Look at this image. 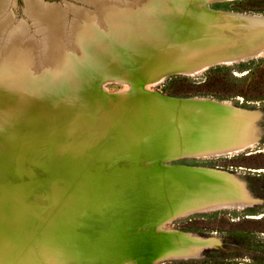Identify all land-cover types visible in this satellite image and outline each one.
<instances>
[{
  "label": "bare ground",
  "instance_id": "1",
  "mask_svg": "<svg viewBox=\"0 0 264 264\" xmlns=\"http://www.w3.org/2000/svg\"><path fill=\"white\" fill-rule=\"evenodd\" d=\"M7 1L0 0V37L8 39L6 46L0 43V83L9 85H12L10 83H23L26 88L21 93L25 94L27 99L25 104H21L15 94L11 93L14 89L19 90L15 87L7 85L8 89H12L11 92L9 91L10 93L0 89V142L2 143L0 147L6 148L5 154L0 156V238L7 237L8 239V235L12 231L10 236L14 237L17 233L16 229L21 225V215H29V211L21 209L20 194L11 186L18 177L17 169L15 168L13 171L12 169L13 165L18 164L17 159L21 158L19 148L50 143L51 139L55 138L49 137L50 129L57 131L59 137L75 138L85 152L95 151L96 148L101 147L98 140L104 139L105 135L100 130L89 131L91 120L80 116L79 108L74 103H67L62 111L53 110L44 101V97L50 95H56L60 100H66L68 95L65 90L66 84L68 81L70 83L77 82L69 74L65 78L63 77V83L60 84L58 90L53 89L58 82L55 79L59 73L64 75L67 69L74 72L82 65L81 60L74 57L75 51H70V45L72 44L78 52L85 41L84 36L90 35V39L93 40L95 28L99 30L105 25L112 28L115 24L114 20H119L122 17L127 18L128 21L132 20L137 25L149 24L158 18L161 22L152 24L150 28L152 31H156L160 35L165 32L163 30H175L176 38L185 37L186 42L173 46L171 54H161L159 61L168 64H163L164 69L157 79L149 81L145 85L151 94H156L158 99V112L155 111L157 114L155 119L158 120H156V125L135 124L133 132L130 133L127 140L121 136H112L113 139L110 143L108 142L106 150L99 152V158L95 162L96 166L93 165L91 169L89 166L87 167L90 175L86 174L88 179H84H87V184L94 182L89 193H94L93 197L99 198L103 202L111 198L108 197L109 193L118 194L115 198L117 202L114 204V207L117 204V211L114 210V214L105 217L106 230L104 232L100 230V244L96 243L94 248L91 247L93 248L92 252L87 253L86 258L82 255L77 258L88 260L90 264H101L111 258L120 259L126 255L139 253L142 258L146 259L155 248L164 251L181 245L179 240L183 237L187 239V242L184 243L186 249L169 250V252L155 256L153 259L162 261L200 256L204 248L213 244L212 239L193 238L187 232H181L182 237L178 234H167L162 237L130 235L131 230L125 226L127 225L126 220L131 219L130 215L136 210L135 213H141L142 222L156 223L158 216L166 211L168 201L178 199L182 195L188 196L192 200L182 207L172 219L187 214L215 212L218 209H239L248 204L251 199L235 174L214 167L169 164L170 161H163L180 156L205 160L213 158L210 157L215 155L213 153L219 155L220 152L224 153L217 157H225L230 153H240L255 147L259 142L256 131L259 111L241 108L232 100L205 96L165 95L152 87L161 82L169 72L195 76L205 71L213 63H231L235 59V61H243L262 55L264 53V15L221 10L223 8L213 9L204 5L207 1L216 0H172L171 5H169L170 0H78L85 5L94 6L95 10L79 5L73 6L77 19H74L75 22L70 28L66 41L63 36L64 30L68 26L67 10L53 7L54 5L50 6L43 1L27 0L31 17L45 27L43 30L45 41L43 42L47 46L40 58L36 40L32 36L31 39L25 40L27 27L24 23L16 25L14 29L11 28L12 30L8 34L11 22L7 19ZM183 5H188L190 10L179 9L178 20L175 15L177 11L175 13L172 11V14L170 10L172 7L180 6L181 8ZM104 8L106 9L104 10ZM5 15L7 16L4 17ZM108 34H110L109 31ZM167 36L169 37V35ZM148 39L146 38V40ZM166 39L169 41L167 37ZM18 62L22 67L16 66ZM169 62L170 64L173 62L179 64L169 66ZM181 63L190 64L180 66ZM17 67L20 74H17V78H13ZM99 67L101 66L95 64L92 71ZM33 69L38 73L37 77L34 76ZM38 92L40 97H35ZM123 92H127V90ZM126 104L128 103L126 102ZM114 105L123 108L124 103L118 104L114 101ZM47 113L57 114V118H52L47 125L41 124V118ZM18 119L24 124L30 125L20 126L21 123L18 124ZM136 120L139 121V118ZM2 126H4L3 130H1ZM130 126L132 125L130 124ZM218 126L221 128L219 131H217ZM129 130L125 132L129 133ZM221 133L231 140L222 147L212 142L221 137ZM135 141H138V147L135 146ZM103 143L102 146L106 144ZM147 161H149V165H146ZM125 162L128 165L126 168L123 164ZM142 163L144 165H141ZM121 166L123 167L121 168ZM111 168H115L114 173L110 174L114 185L108 184ZM79 170V167L73 166L63 173L69 179L68 181L73 182L76 180ZM152 186L156 188L154 189ZM101 193L106 194L103 196ZM211 193L220 196L214 199ZM121 203L126 205L125 208L132 210H119L118 206H121ZM107 206L102 208L106 209ZM147 211L150 213L146 215ZM173 231L178 232V230ZM91 234L93 233L91 232ZM145 256L147 257L145 258ZM144 259L140 260L143 263H148L146 260L149 258L145 261Z\"/></svg>",
  "mask_w": 264,
  "mask_h": 264
},
{
  "label": "rangeland",
  "instance_id": "2",
  "mask_svg": "<svg viewBox=\"0 0 264 264\" xmlns=\"http://www.w3.org/2000/svg\"><path fill=\"white\" fill-rule=\"evenodd\" d=\"M38 1L67 10L68 26H66L63 36L66 41L70 28L75 22L74 19H77L74 15L76 12L74 13L73 6L79 5L95 10L94 6L85 5L78 0ZM169 2V5H171L173 1L170 0ZM223 3L226 4V8L221 10L264 15V0H235ZM217 4L211 6L216 8L215 5ZM178 7H172L170 12L175 13L177 11L175 15L179 20V9L185 11V9H188V5ZM6 8L7 19L11 22L8 27V34L16 25L24 23L27 27L25 40L32 37L36 40L41 58V54L43 56L44 49L47 46L43 42L45 41L43 33L45 27L31 17L27 0H8ZM126 19L122 17L119 20H114L115 27L112 26V28L107 25L99 30L95 28L94 39L91 40L90 35L88 37L84 36L85 41L78 52L72 44L70 45V51H75L74 57H78L82 65L74 72L67 69L66 74L59 73L55 79L58 82H56L53 89L58 90L64 78L69 74L77 82L70 83L68 81V84H66L65 90L68 93L66 100H60L56 95H50L44 97V101L53 110L62 111L64 105L69 102L74 103L79 108L80 116L91 120L89 131L94 130L96 132L100 130L105 136L104 139L98 140L99 146L101 145V147L98 146L100 149L96 148L95 151L85 152L75 138H69V136L59 137L57 131L50 129L51 135L49 137H55L51 139L50 143L42 146L27 145L19 148L21 158L17 159L18 164L13 165L14 168L12 169V171L15 168L17 169L18 177L17 181L12 182L11 186L13 190H17L20 194L22 201L20 200L19 204L21 209L29 211V215H21V225L16 229L17 233L14 237L10 236L13 233L12 231L8 235V239L7 237L5 239L0 238V264H90L88 260L77 257L82 255L86 258V254L91 253L94 246L100 244L101 231L106 230L105 217L114 214V210L117 211V204L115 207L114 204L117 202L115 198L118 194L109 193L108 197L111 198L107 201L104 200L105 202L100 201L99 198L95 199L93 197L94 193H89L94 182L87 184V176L90 175L88 171L93 165L96 166L95 162L99 158V152L106 150L105 147L112 141V136H121L127 140L131 135L130 133L133 132L135 124L156 125L158 121L155 119L158 112V99L156 94L152 93V95L145 85L149 81L157 79L163 71L162 69H164L163 64H168L159 61L161 54H171L173 46L186 42L185 37L176 38L175 30H163L165 32L160 35L158 32L152 31L150 29L152 24L161 22L158 18H155L149 24L141 23L140 25ZM104 22L106 21L104 20ZM165 34L169 35L170 38ZM146 38L151 39H148V41ZM0 43L6 46L8 39L5 40L0 37ZM260 56L252 60L256 61L253 65H249L252 62L250 61L231 66L220 65L221 67L225 66L224 69H215L212 72L200 73L201 75H173L160 85L152 87L165 95L176 97L205 96L221 100H232L241 108L259 111L256 130L259 142L255 147L247 149L246 152L243 151L244 153H230L229 157L205 160L190 158L178 163L214 167L235 174L239 179V183L244 185L251 199L250 202L239 209H218V211L213 210L215 212L187 214L172 219L182 207L192 200V198L182 195L178 199L168 201L166 211L158 216V222L156 223L142 222L141 213H135V210L130 215L131 219L126 220L127 225L125 226L131 230L130 235L162 237L167 234H178L182 237L181 232H187L193 238H210L213 240V244L204 248L200 256L195 258L165 259L162 261L153 259L155 256L169 252V250L186 249L184 243L187 242V239L183 237L179 240L182 243L179 246L164 251L156 248L152 250L151 257L149 255V257L145 256L149 260L142 258L137 253L123 256L120 259L111 258L101 264H264V53ZM161 63L162 66H160ZM95 64L101 67L92 71ZM173 64L178 65L179 63L173 62ZM173 64L169 62V66ZM189 64L181 63L180 66H188ZM16 66L22 67L19 62ZM18 67L15 68L13 78H17V74H20V71L17 70ZM247 68L251 69L248 70ZM32 72L35 77L38 76L35 69ZM10 84L12 85L0 83V89L8 93L12 90L11 88L8 89V86L19 89H14L11 93L15 94L21 104H25L27 97L25 94L22 95L21 92L24 91L26 85L23 83ZM126 90L127 92H123ZM149 94L151 95L147 96ZM35 97H40V93L38 92ZM121 99L122 101H120ZM114 101L118 104L124 103L123 108L114 105ZM137 114L139 121L136 120L138 119ZM131 116H134V118ZM54 117L57 118V114L47 113L41 118V124L47 125ZM17 122L19 125L21 123L20 126L30 125L24 124L19 119ZM3 129L4 126L1 127V130ZM219 129H221L220 126L217 127V131ZM128 130L129 133H126L125 131ZM230 141L221 133V137L212 142L222 147ZM102 142L106 144L102 146ZM135 142V146L138 147V141ZM1 144L0 142V146ZM5 152L6 148L0 147V156H3ZM89 156L90 159H93L90 160ZM214 156L217 157V155ZM123 164L125 168L128 166L127 162ZM141 165H144V163ZM146 165H149V161ZM73 166L79 167L80 172H78L77 178L75 177L76 180L71 182L68 181L69 179L66 178L63 172ZM111 169L112 172L109 175L114 173L115 168ZM108 180V184L114 185L111 175ZM152 187L156 188L155 186ZM109 190L112 191V189ZM101 194L104 196L106 193ZM211 194L214 199L220 196L216 193ZM23 197L25 199L27 197V201ZM105 205H108L106 209L102 208ZM120 205L118 206L119 210L129 209L125 208L124 203ZM61 211L63 212L59 214ZM149 213H146V215ZM132 222L134 223L132 224ZM173 230H178V232ZM90 243L92 245H89ZM140 259H144L148 263H143Z\"/></svg>",
  "mask_w": 264,
  "mask_h": 264
},
{
  "label": "water",
  "instance_id": "3",
  "mask_svg": "<svg viewBox=\"0 0 264 264\" xmlns=\"http://www.w3.org/2000/svg\"><path fill=\"white\" fill-rule=\"evenodd\" d=\"M227 1H235V0H216V1H207V2H205L204 3V5L205 6H207V7H210V8H213V6H211V5H214L215 3H223V2H227ZM213 9H217V8H213ZM261 57V56H260ZM257 58H259V57H257ZM254 59H256V58H252V59H248V60H239V61H235V60H233V61H231V63H220V62H217V63H213V64H210L209 65V67L208 68H206V70L205 71H203L201 74H203V73H205L206 71H208L210 68H212V67H216V66H220V65H229V66H231V65H235V64H240V63H246V62H250V61H252V60H254ZM201 74H199V75H201ZM173 75H184L183 73H179V72H169L167 75H166V77H164L162 80H161V82H159L158 84H157V86L158 85H160L161 83H163V82H165L167 79H169L171 76H173ZM234 103V102H233ZM248 151V150H247ZM246 152V151H245ZM223 153L224 152H220V154L218 155V153H213V154H215V155H217V156H220V155H223ZM244 153V152H243ZM225 157H229V156H225ZM190 158H192V157H188V156H180V157H175V158H172V159H165L163 162H168V161H170L171 163H174V164H178V163H182V160H184V159H190ZM213 158H216L215 156L213 157ZM217 158H221V157H217ZM192 159H197V160H199L200 158H196V157H193ZM212 159V158H211Z\"/></svg>",
  "mask_w": 264,
  "mask_h": 264
},
{
  "label": "trees",
  "instance_id": "4",
  "mask_svg": "<svg viewBox=\"0 0 264 264\" xmlns=\"http://www.w3.org/2000/svg\"><path fill=\"white\" fill-rule=\"evenodd\" d=\"M215 7L216 8H226V4L225 3H218L217 5H215ZM256 63V61H252L249 65H253V64H255ZM224 67L225 66H223V67H221V66H216V67H212V68H210L208 71H206V72H212V71H214L215 69L216 70H221V69H224ZM228 68V67H227ZM248 70H250L251 68H247ZM249 72H251V71H249Z\"/></svg>",
  "mask_w": 264,
  "mask_h": 264
}]
</instances>
